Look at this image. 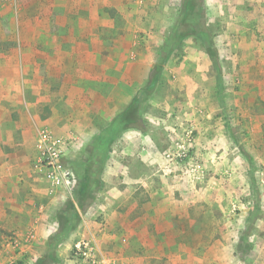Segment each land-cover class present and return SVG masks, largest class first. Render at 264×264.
<instances>
[{
  "label": "rangeland",
  "instance_id": "1",
  "mask_svg": "<svg viewBox=\"0 0 264 264\" xmlns=\"http://www.w3.org/2000/svg\"><path fill=\"white\" fill-rule=\"evenodd\" d=\"M181 2L0 0V172L9 187L0 198L24 196L8 166L32 121L37 155L28 175L41 183L40 198L75 199L85 166L90 174L91 208L77 207L82 215L53 238L56 221L47 239L54 264H264V0H203L218 69L198 35L176 37ZM167 50L160 80L144 95ZM115 86L142 100L145 131L123 130L144 135L132 136L142 144L129 153L122 131L109 140L125 106L105 101ZM79 97L96 106L78 112ZM81 116L95 118L97 130L79 143ZM43 135L61 141L62 183L52 194ZM255 216L251 251L236 252ZM10 238L0 235V246ZM4 255L5 264L33 259Z\"/></svg>",
  "mask_w": 264,
  "mask_h": 264
},
{
  "label": "crops",
  "instance_id": "2",
  "mask_svg": "<svg viewBox=\"0 0 264 264\" xmlns=\"http://www.w3.org/2000/svg\"><path fill=\"white\" fill-rule=\"evenodd\" d=\"M130 61L126 64V73L131 75V72L128 71ZM137 80H141L142 77H135ZM69 89L68 86L62 84L59 88L61 94H65ZM86 97V96H84ZM75 106L79 112L84 107L85 109L93 108L96 106V103L90 98H74ZM106 102L117 101L121 105H127L130 102V96L126 95L123 92L122 88L118 86L112 87L108 96L105 99ZM82 102L84 105H82ZM75 112V111H74ZM71 113V116L73 113ZM50 123H59L61 117H50ZM95 118H89L81 116L79 123L82 126V129L77 130L79 136H75L79 143H82L84 140H87L89 135L92 132H95L96 126L94 124ZM33 124H36V121L26 123V127L23 131L20 132L21 137L23 138L22 143L16 147V152L12 153L13 157L16 159V164L11 162L8 166L9 175L14 176L17 179L18 186L23 190L24 196L21 198H0V235L11 236L9 240H4L0 246V264H5L7 260L4 253L9 254V259L15 260L19 259L21 256L28 254L33 256L30 264L36 260V258L42 256L48 250V238L51 234L55 233V223H56V213L58 209L65 203L68 198H60V196L40 198V193L43 191L41 188V183L39 182L36 176L31 180L29 178L28 172L35 173L34 169L31 167L29 161V156L31 159H34V156L37 155L36 149V131L33 129ZM123 146L126 151L129 153L130 148L139 149L140 143L137 141V144L134 142L132 136L138 140H142L144 137L143 133L140 131L125 132L122 131ZM138 136V137H137ZM75 139V138H74ZM143 142V140H142ZM67 151V155H72V151L68 148H64V151ZM80 150L77 149V154ZM27 153V154H26ZM76 155V154H74ZM14 166L13 170L12 167ZM13 171V172H12ZM4 173L0 172V192H4L6 195L8 192V186L3 182ZM43 193V192H42ZM92 205L88 207L91 208ZM88 211V210H87ZM86 211V212H87ZM80 215L81 212L79 213ZM5 258V259H4ZM26 263V262H25ZM24 262L22 264H25Z\"/></svg>",
  "mask_w": 264,
  "mask_h": 264
},
{
  "label": "trees",
  "instance_id": "3",
  "mask_svg": "<svg viewBox=\"0 0 264 264\" xmlns=\"http://www.w3.org/2000/svg\"><path fill=\"white\" fill-rule=\"evenodd\" d=\"M180 12L182 17L181 21H183V26L182 30L179 31L176 37L182 39L188 36L189 34L198 35L201 39H203L202 41L205 45V52L210 57L213 66L218 69L220 57L213 40L208 37L209 33L202 15L203 0H182ZM71 16L76 17V14H71ZM177 30L178 26L177 29H175L174 31ZM168 51L169 50H167L165 54L161 56L160 59L157 60L151 68L144 87L140 89L141 91H143L144 95H150L156 87L158 81L160 80L165 63L168 60ZM141 103L142 100L138 93L133 95L130 102L125 105L124 108L114 118V120H112L110 126L108 127V130L113 133V137L109 138L110 142L116 137L119 132L127 128H136L140 131H145V122L142 119L140 112ZM83 172L84 178L80 182V187L78 188L76 198H68L63 204V206L56 213V220L60 224V227L56 231V234L53 235V238H57V236H63L62 231L64 232V230L67 229L68 226L66 224H69L71 216L75 217V219L78 218L79 214L77 207H79V209L85 210V204H88V208L94 200L92 196H88L90 195V174L88 172L87 166H85ZM258 218V216H255L253 218L248 219V225L246 226L244 231H242L240 241L235 246L236 252L241 251L247 254L251 251V245L250 242H248V233L252 231L255 221ZM52 249V247H49L48 252L36 258L33 264L57 263L55 260L54 250ZM22 263V261H18L16 264Z\"/></svg>",
  "mask_w": 264,
  "mask_h": 264
},
{
  "label": "built area",
  "instance_id": "4",
  "mask_svg": "<svg viewBox=\"0 0 264 264\" xmlns=\"http://www.w3.org/2000/svg\"><path fill=\"white\" fill-rule=\"evenodd\" d=\"M41 143V166L47 172V178L50 182V194L61 185V165L59 164L60 152L56 148L61 141H51L47 136H42L40 138ZM80 248V246H78Z\"/></svg>",
  "mask_w": 264,
  "mask_h": 264
}]
</instances>
